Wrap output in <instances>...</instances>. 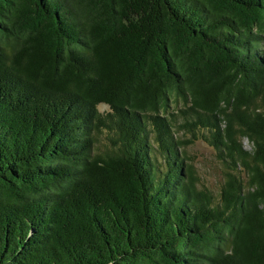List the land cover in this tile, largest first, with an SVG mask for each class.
I'll list each match as a JSON object with an SVG mask.
<instances>
[{"label": "trees", "instance_id": "obj_1", "mask_svg": "<svg viewBox=\"0 0 264 264\" xmlns=\"http://www.w3.org/2000/svg\"><path fill=\"white\" fill-rule=\"evenodd\" d=\"M263 38L264 0H0V264H264Z\"/></svg>", "mask_w": 264, "mask_h": 264}, {"label": "rangeland", "instance_id": "obj_2", "mask_svg": "<svg viewBox=\"0 0 264 264\" xmlns=\"http://www.w3.org/2000/svg\"><path fill=\"white\" fill-rule=\"evenodd\" d=\"M262 48L264 49V38L262 41ZM179 106V105H177ZM100 110H106V105L100 104L98 106ZM175 105L172 103L167 109V112L175 110ZM181 122L182 117H176ZM181 131L177 133V136L181 139L191 140L183 147V153L186 156L187 162L191 163L196 170L198 176V187H206L214 194H217L219 187L223 180V167L215 156L214 148L209 145L205 140L200 137V131H196L197 137L193 139L190 137V133L185 129L180 128ZM202 130L201 132H203ZM107 141H103V144ZM243 146L246 149H250L251 144L244 139L242 141Z\"/></svg>", "mask_w": 264, "mask_h": 264}]
</instances>
